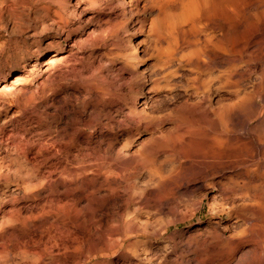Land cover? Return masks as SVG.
Listing matches in <instances>:
<instances>
[{"label": "rangeland", "instance_id": "rangeland-1", "mask_svg": "<svg viewBox=\"0 0 264 264\" xmlns=\"http://www.w3.org/2000/svg\"><path fill=\"white\" fill-rule=\"evenodd\" d=\"M131 1L0 0V264H264L262 63L166 60Z\"/></svg>", "mask_w": 264, "mask_h": 264}, {"label": "bare ground", "instance_id": "bare-ground-1", "mask_svg": "<svg viewBox=\"0 0 264 264\" xmlns=\"http://www.w3.org/2000/svg\"><path fill=\"white\" fill-rule=\"evenodd\" d=\"M147 4L152 13L148 30L153 51L159 52L161 46L165 44L169 50L165 53L166 60L184 61L197 70H204L210 66L217 67L219 75L225 80L236 77L233 81L235 87L238 86L237 80L244 75L243 71H236L239 64L243 61L247 63L246 65L260 61L262 66L258 83L264 86V0H147ZM141 8L145 10L146 6ZM141 27L142 25L133 30L140 31ZM216 28L218 32L214 31ZM128 41L134 42L130 39ZM19 77L16 76L13 81ZM154 78L147 89L154 90L158 86V81ZM83 81L87 80L83 78ZM92 83L99 99L127 97V94L120 93L117 87H112L111 80L98 71H95ZM129 91V94H133L135 89L131 88ZM254 92L252 89L233 91L237 101L245 98L254 99ZM235 100L230 102L234 103ZM129 162L131 160H127V164ZM63 207L62 203L50 205L51 209ZM131 220L127 211V227Z\"/></svg>", "mask_w": 264, "mask_h": 264}]
</instances>
